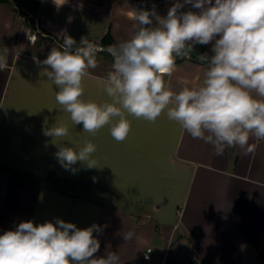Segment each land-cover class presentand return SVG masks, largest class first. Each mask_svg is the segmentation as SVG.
<instances>
[{"label":"crops","instance_id":"1","mask_svg":"<svg viewBox=\"0 0 264 264\" xmlns=\"http://www.w3.org/2000/svg\"><path fill=\"white\" fill-rule=\"evenodd\" d=\"M145 2L144 8L155 6L166 16L175 0ZM127 3L138 8L135 0ZM124 4L0 0V53L7 49L8 55V67L0 71V235L21 222L39 225L61 219L80 229L100 225L103 231L93 233L100 241L94 255L115 252L120 264H264V141L251 138L256 148L248 156L232 147L218 157L211 145L192 139L166 114L154 123L129 116L131 131L123 142L111 137L109 126L94 136L95 168L78 162L71 176L16 164L22 157L20 141L37 131L42 136L33 141H44L43 152L51 150L36 122L16 124L32 111L48 118L58 91L37 63L51 51L40 49L37 35H53L59 45L65 35L77 44L82 36L100 44L109 32L117 44L132 34ZM189 10L199 11L191 5L181 9ZM27 12L37 17V28L29 24ZM33 32L34 40L29 37ZM213 44H197L190 59L177 58L173 75L165 77L172 90L202 83L207 67L196 57L211 56ZM89 71L84 81L97 87L93 101H107L103 81L108 71ZM82 98L86 100L85 88ZM71 177L78 178L79 190L62 183ZM127 231L135 233L131 241L124 239Z\"/></svg>","mask_w":264,"mask_h":264},{"label":"clouds","instance_id":"2","mask_svg":"<svg viewBox=\"0 0 264 264\" xmlns=\"http://www.w3.org/2000/svg\"><path fill=\"white\" fill-rule=\"evenodd\" d=\"M60 0L57 4H63ZM191 5L194 11H181ZM131 36L117 44L100 45L82 36L79 44L68 35L53 47L43 75L58 91L55 100L70 115L74 125L95 136L109 126L111 137L123 142L131 131L129 116L154 123L162 115L179 124L192 139L212 146L215 156L239 147L242 155L255 151L251 138L264 141V0H175L166 16L152 9L132 7L125 0ZM209 56L198 55L206 65L197 87L171 89L177 58H191L194 46L213 42ZM113 58L103 81L109 98L97 103L83 99V82L90 69L99 67L97 54ZM8 67L7 49L0 53V71ZM45 136H69L67 125L43 130ZM55 157L73 172L78 162L87 169L97 167L96 145L86 141L73 148L57 145ZM100 225L80 229L57 219L39 225L19 223L0 235V264H120V256L108 252L96 257L100 241L93 235ZM131 241L135 233L123 234Z\"/></svg>","mask_w":264,"mask_h":264},{"label":"rangeland","instance_id":"3","mask_svg":"<svg viewBox=\"0 0 264 264\" xmlns=\"http://www.w3.org/2000/svg\"><path fill=\"white\" fill-rule=\"evenodd\" d=\"M43 34V33H42ZM36 41H40L42 44V47L40 49L44 50H51L53 47L59 48L60 45L58 42L51 36H42L37 35ZM97 61L99 64V67H97V70L99 72L105 73L109 69H111L113 58L105 53L101 52L97 54ZM94 70V69H90ZM107 73H105L106 76ZM84 88L86 91V100H92L93 101V92L94 90H97V87L92 81L85 80L84 81ZM58 90L57 88L55 89ZM2 114V113H1ZM23 117L27 120L22 121V119L19 121L17 120L16 124L18 123L20 127L23 124H26L27 127L29 125H32L36 122V126L38 129H40L43 133V130L45 129V122L47 120V128H50L52 126H59L61 124L67 125L69 128V136L63 137V138H52L49 136H45L43 134V138H46L47 142L51 143V150L48 152H43L42 142L44 141H33L34 137L36 135L42 136V134L37 131L34 135H32L31 139H27L26 141H20V149H21V161L18 164V166H21V168H27V170L35 171V172H45L47 169L53 168L56 171L59 172H68V175L76 173L77 171V164L73 167L76 169L75 172L71 170H65L62 169V166L58 162V160L55 157V153L58 151V144H65L66 146H71L74 149L83 146V141H94V136H92L89 133H86L83 131V126L81 125H74L70 120V115L67 112H64L60 109V106L57 104L55 97L53 99V106L49 109L48 118L45 119V117L41 118L40 113L37 112H31L27 114H23ZM22 118V117H21ZM35 125V124H34ZM32 140V141H31ZM35 140V139H34ZM15 164V163H14ZM62 180V179H61ZM65 185L69 186L74 191L79 190V187L81 188V185L78 184V178H70L69 181L64 180L62 181ZM93 187L94 184H92Z\"/></svg>","mask_w":264,"mask_h":264},{"label":"trees","instance_id":"4","mask_svg":"<svg viewBox=\"0 0 264 264\" xmlns=\"http://www.w3.org/2000/svg\"><path fill=\"white\" fill-rule=\"evenodd\" d=\"M137 5H138V8H144V4L146 3L145 0H135ZM28 17V16H27ZM25 16V18H27ZM29 24L34 27V24H33V21L29 20ZM37 33L39 34V31H37ZM109 44H116L113 37L110 35L109 32H107L100 40V45H109Z\"/></svg>","mask_w":264,"mask_h":264},{"label":"built area","instance_id":"5","mask_svg":"<svg viewBox=\"0 0 264 264\" xmlns=\"http://www.w3.org/2000/svg\"><path fill=\"white\" fill-rule=\"evenodd\" d=\"M161 2H165V1H170V0H159ZM26 16L30 17L33 21L34 27L37 28L38 26V19L37 17H35V15L32 12H27ZM44 34V33H43ZM51 37H53V35H49ZM29 37L34 40L36 38V32H33L32 34L29 35ZM55 39V37H53ZM177 212L179 211V209L176 210ZM149 249V248H148Z\"/></svg>","mask_w":264,"mask_h":264}]
</instances>
